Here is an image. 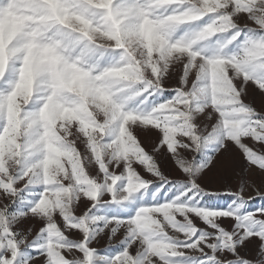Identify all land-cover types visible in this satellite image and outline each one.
Returning <instances> with one entry per match:
<instances>
[{"label": "snow or ice", "instance_id": "6c2138e0", "mask_svg": "<svg viewBox=\"0 0 264 264\" xmlns=\"http://www.w3.org/2000/svg\"><path fill=\"white\" fill-rule=\"evenodd\" d=\"M0 264H264V0H0Z\"/></svg>", "mask_w": 264, "mask_h": 264}, {"label": "rangeland", "instance_id": "374dc122", "mask_svg": "<svg viewBox=\"0 0 264 264\" xmlns=\"http://www.w3.org/2000/svg\"><path fill=\"white\" fill-rule=\"evenodd\" d=\"M218 203H223V200L217 201ZM256 203H259V201H256Z\"/></svg>", "mask_w": 264, "mask_h": 264}]
</instances>
